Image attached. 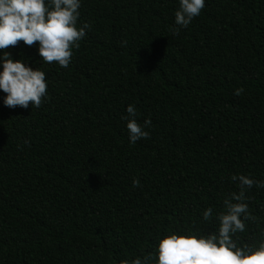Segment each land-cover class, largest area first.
<instances>
[{
    "label": "trees",
    "instance_id": "obj_1",
    "mask_svg": "<svg viewBox=\"0 0 264 264\" xmlns=\"http://www.w3.org/2000/svg\"><path fill=\"white\" fill-rule=\"evenodd\" d=\"M178 7L82 0L69 66L41 62L47 100L8 108L0 91V264H119L166 228L214 230L200 216L232 174L264 180V0H205L174 32ZM36 43L6 50L39 67ZM129 104L151 120L135 144ZM248 195L245 243L264 229V188Z\"/></svg>",
    "mask_w": 264,
    "mask_h": 264
},
{
    "label": "clouds",
    "instance_id": "obj_2",
    "mask_svg": "<svg viewBox=\"0 0 264 264\" xmlns=\"http://www.w3.org/2000/svg\"><path fill=\"white\" fill-rule=\"evenodd\" d=\"M82 0H0V91L3 105L8 108L19 106L27 109L39 108L47 100L46 74L41 62H55L67 68L73 57V50L80 47L86 35L88 23L78 25ZM174 13V24L186 28L199 16L205 0H178ZM22 41L24 45L36 43L40 60L39 67L29 66L23 57L14 59L6 49ZM243 88L234 90L240 95ZM127 115L121 117L126 122L128 140L135 144L149 137L151 120L145 118L139 123V113L133 104L125 109ZM25 144L28 141L24 142ZM230 180L236 191L223 196L222 209L212 206L203 209L201 220L215 221L212 231L195 228V221L188 227H169L155 236L152 251L132 259H122L119 264H264V229L259 239L245 243L240 234L246 231L249 222L257 217L249 210L248 193L255 186L264 188V180H256L249 175L234 173ZM133 186H139L133 180Z\"/></svg>",
    "mask_w": 264,
    "mask_h": 264
}]
</instances>
